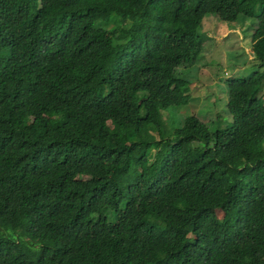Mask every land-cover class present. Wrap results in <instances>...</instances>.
Segmentation results:
<instances>
[{
  "label": "trees",
  "instance_id": "trees-1",
  "mask_svg": "<svg viewBox=\"0 0 264 264\" xmlns=\"http://www.w3.org/2000/svg\"><path fill=\"white\" fill-rule=\"evenodd\" d=\"M207 16L252 24L213 129ZM263 90L264 0H0V264H264Z\"/></svg>",
  "mask_w": 264,
  "mask_h": 264
},
{
  "label": "rangeland",
  "instance_id": "rangeland-1",
  "mask_svg": "<svg viewBox=\"0 0 264 264\" xmlns=\"http://www.w3.org/2000/svg\"><path fill=\"white\" fill-rule=\"evenodd\" d=\"M208 19L210 21H206ZM203 22L202 31L205 32L206 38L202 52L195 62V69L191 71L193 75L189 83L183 87L192 101L176 108L173 113L176 120L186 114H193L213 129L216 125L213 120L216 117L220 119L218 126L229 120L225 107L224 79L228 76H244L249 69L245 63L251 56V23L249 20H238L228 26L224 22L215 21L211 16L205 17ZM261 95L264 98V90ZM163 117L169 122L172 115L165 113Z\"/></svg>",
  "mask_w": 264,
  "mask_h": 264
},
{
  "label": "clouds",
  "instance_id": "clouds-1",
  "mask_svg": "<svg viewBox=\"0 0 264 264\" xmlns=\"http://www.w3.org/2000/svg\"><path fill=\"white\" fill-rule=\"evenodd\" d=\"M5 237H8L7 235H5ZM9 239L13 240V241H18V240H23L24 242L27 243V247L33 252V253H36V254H39L41 251H42V247H43V244L41 243H29L27 242V239L26 237L21 233V232H17L15 230V227H14V235L12 237H8ZM34 245H37L38 246V250H33L31 248V246H34Z\"/></svg>",
  "mask_w": 264,
  "mask_h": 264
}]
</instances>
